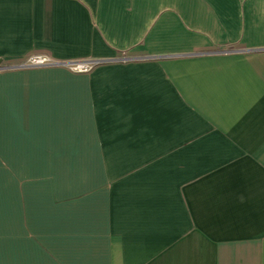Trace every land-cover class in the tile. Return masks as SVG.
Segmentation results:
<instances>
[{"label": "crops", "instance_id": "obj_1", "mask_svg": "<svg viewBox=\"0 0 264 264\" xmlns=\"http://www.w3.org/2000/svg\"><path fill=\"white\" fill-rule=\"evenodd\" d=\"M0 264H264V0H0Z\"/></svg>", "mask_w": 264, "mask_h": 264}, {"label": "built area", "instance_id": "obj_2", "mask_svg": "<svg viewBox=\"0 0 264 264\" xmlns=\"http://www.w3.org/2000/svg\"><path fill=\"white\" fill-rule=\"evenodd\" d=\"M99 61L97 60H92V61H75L69 63V67L73 71L77 72H86L89 71L93 68L95 64H97ZM53 64L51 59L47 55H33L28 57L26 61L21 63V66H28V65H33V66H39V65H49Z\"/></svg>", "mask_w": 264, "mask_h": 264}, {"label": "water", "instance_id": "obj_3", "mask_svg": "<svg viewBox=\"0 0 264 264\" xmlns=\"http://www.w3.org/2000/svg\"><path fill=\"white\" fill-rule=\"evenodd\" d=\"M21 66V65H20Z\"/></svg>", "mask_w": 264, "mask_h": 264}]
</instances>
